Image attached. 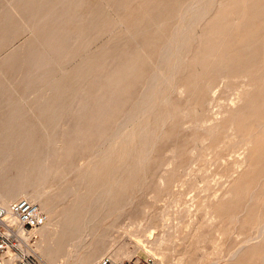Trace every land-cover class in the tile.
Segmentation results:
<instances>
[{
  "label": "bare ground",
  "instance_id": "1",
  "mask_svg": "<svg viewBox=\"0 0 264 264\" xmlns=\"http://www.w3.org/2000/svg\"><path fill=\"white\" fill-rule=\"evenodd\" d=\"M226 1L100 0L103 9L96 19L92 18L93 10L85 5L88 3L85 0H6L0 7V45L16 32L34 33V38L12 51L0 64V75H21L25 67L29 68L27 73L32 69L52 70L56 74L66 70L43 97L40 94V99L26 107L8 105L2 109L0 105V206L7 207L25 194L28 201L45 211V223L34 231L33 250L46 259V264H95L102 256L112 259L106 254L107 237L124 215L129 217L128 221L131 219L132 223L127 225L133 228L126 232L133 237L144 238L153 227L152 214L145 211L150 215L141 217L137 212L127 211L123 201L130 186L147 174L154 145L161 139L165 125L176 115L195 111L189 101L177 110L175 96L183 88L181 78L190 74L193 59L198 57L195 50L201 40L197 39V33L204 36L215 11ZM256 2L242 0L241 10L253 12ZM254 18L252 24L245 23L244 31L250 41L242 45L244 64L260 59L256 56L264 52V10ZM113 26L119 27V31L107 37V30ZM260 61L262 64V58ZM237 65L244 77L238 93L241 99L253 84L249 69L241 63ZM185 78L182 79L185 81ZM110 117L120 118L116 128L101 138L96 137L105 130L106 119ZM236 117L233 111L222 112L220 117L200 122L203 137L199 142L225 132H230L236 142L244 141L246 138L236 128ZM37 128L43 131V138L48 142L46 151L38 142ZM79 135H84L86 142H79ZM91 139L101 142L94 158L75 169L71 177L66 176L64 156L82 152ZM52 142H64L65 146L56 144L55 148ZM60 175H64L60 183L52 188L49 184ZM36 182L48 190L33 191L34 194L31 191L28 195V189ZM261 193L263 203L264 191ZM220 210L206 208V227L202 232L197 230L201 232L197 234L199 243L207 240L210 221L221 216ZM234 219L239 221L238 214H234ZM255 227L257 232L253 238L246 239L242 245L241 241L240 245L235 244L237 247L221 258L225 264H264V218ZM37 234L40 235L38 243ZM148 242L150 250L155 251L164 240ZM189 243L179 258L181 263L189 253ZM123 250L122 246L116 248L114 257L120 256ZM219 262L217 259L206 264ZM2 264L14 262L7 257Z\"/></svg>",
  "mask_w": 264,
  "mask_h": 264
},
{
  "label": "rangeland",
  "instance_id": "2",
  "mask_svg": "<svg viewBox=\"0 0 264 264\" xmlns=\"http://www.w3.org/2000/svg\"><path fill=\"white\" fill-rule=\"evenodd\" d=\"M253 1L258 2L255 4L254 13L249 9L247 11L245 9L241 10L242 0H227L222 7L215 11L216 13L210 21L211 24L205 30L204 36L202 37L203 33H197L199 36L198 38L196 35L197 39L201 40L199 45L198 43L195 45H198L195 50L198 59L196 57L193 59L192 68L188 72L190 74H185L182 77L184 79L186 76L187 79L185 78L184 81L181 78L182 92L180 90L179 95L175 96L176 109L178 106L181 109L185 101H189L195 111H193L194 113L176 115L165 125L164 132L160 135L162 140L159 139L154 145L152 151V154H154L150 156L151 161L146 170L147 174H144V178L142 177L130 186L123 201L127 211L137 212L141 217L152 214L153 227L148 231L149 233L147 232L148 235L146 233L147 237H133L132 234L126 232L133 228V225H127L131 222V219L128 221L129 217L124 215L119 219V224L122 227L118 224V227L113 229L107 237L108 250L106 254L113 260L104 259L102 256L96 259L95 264H112L111 262H123L124 264H206L217 259H220L218 264H225L221 258L232 247L242 245L253 238V234H256L254 233L257 232L255 231L257 230L256 223L264 218V202L262 203L260 195L264 191V52H260L256 56L260 59H252L245 64L241 61V55L244 51L242 45L250 41L245 34V27L252 24L255 19L254 16L262 14L264 10V0ZM5 2L6 0H0V7H3ZM85 2H88L84 4L88 8L90 6V9L93 10L91 13L92 18L96 19L103 9L100 0H85ZM118 31L119 27L109 28L107 37H110L112 33L114 35L111 36H115ZM31 32L11 34L9 40L0 45V64L7 59L12 51L34 38V33ZM94 48L95 46L92 49ZM195 59L198 62H195ZM229 61L232 62L229 63ZM238 63L249 69L250 82L253 84L250 92L241 99L238 93L242 87L244 77L240 75L241 69H239ZM27 68L25 67V70H22L21 75L19 73L12 75V77L9 73L0 75V105L3 107L2 109L8 105L18 108L26 107V105L40 99L49 86L62 77L66 71L63 69V72L61 69V72L58 71L60 73L57 72L58 74H56L52 70L42 72L40 69H32L33 71L30 70L27 73L29 69ZM198 69L199 71H197ZM208 71H212V74ZM199 73L201 76H198ZM188 86H191L192 90ZM230 111L237 114L236 128L241 131L246 139L242 142H236V139L230 136V132H225L205 139L206 142H201V139L199 142V138L203 137V131L199 127L200 122L211 121L220 117L222 112ZM117 120L119 121L120 118H107L105 132L98 133L96 137L101 138L107 132L113 131L117 126ZM37 129L38 142L41 143L42 150L46 151L48 142H45L43 138V131ZM86 140L87 138L84 135H79V142H86ZM99 143L101 142L91 139L87 144L89 150L86 146L87 150L84 148L82 152L65 155L63 173L71 177L77 169L89 164L98 150L97 145ZM119 143L111 142L113 145ZM56 144L57 147L60 145L61 148L65 146L64 142H55L53 144L55 148H57ZM53 145L51 146L54 149ZM62 176L64 175H60L49 185H52V188L56 187ZM36 184L28 189V195L31 191L34 194L33 191L48 190V187L45 186V190L44 185L40 182H36ZM39 188L41 189L39 190ZM131 190L132 192H130ZM20 198L26 199L25 194H22L18 199ZM240 202L241 205H239ZM258 204L259 206H257ZM206 208L210 211L221 209V216L210 221L208 238L205 242L199 243L197 234L201 233L202 229L206 227ZM248 209L250 210L248 211ZM145 211L150 214H145ZM155 214L157 215L155 216ZM234 214H238L239 221L234 219ZM121 219L122 222H120ZM241 225L245 226L244 229ZM202 226L203 228H201ZM198 229L201 232L197 233ZM169 235L171 237H168ZM37 236L36 243L40 240V235L37 234ZM154 237L157 240H164L161 244V250H150L148 241L156 240ZM242 239H244L243 242ZM188 243L189 253L185 256L187 261L184 259V262L181 263L179 258L186 250ZM121 246L125 250L122 253L120 252V256L114 257L115 249ZM35 253L39 264H46V259L36 249Z\"/></svg>",
  "mask_w": 264,
  "mask_h": 264
},
{
  "label": "built area",
  "instance_id": "3",
  "mask_svg": "<svg viewBox=\"0 0 264 264\" xmlns=\"http://www.w3.org/2000/svg\"><path fill=\"white\" fill-rule=\"evenodd\" d=\"M46 219L45 213L25 198L7 207L0 206V264L7 257L12 258L14 264H39L33 250L36 239L34 231Z\"/></svg>",
  "mask_w": 264,
  "mask_h": 264
}]
</instances>
